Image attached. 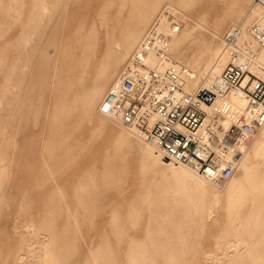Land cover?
Listing matches in <instances>:
<instances>
[{
	"label": "rangeland",
	"instance_id": "rangeland-1",
	"mask_svg": "<svg viewBox=\"0 0 264 264\" xmlns=\"http://www.w3.org/2000/svg\"><path fill=\"white\" fill-rule=\"evenodd\" d=\"M143 1L70 0L69 14L64 22L58 17L55 20L46 18V26L39 35V47L31 50L27 81L31 80L32 90L25 94V102L13 118L12 127L8 126L5 116L8 111L1 96L5 53H13L12 47L8 50L5 43L12 36L13 40L19 36L21 26L31 18L36 0H18L15 7L0 14V20H5L0 23V264H262L264 261L261 258L263 248L254 242V237H248L247 242L244 238L237 240L236 233L246 234L247 231L237 232L239 228L229 224L223 208L216 209L210 223L201 231L192 225L190 232H181L178 236L183 237V241H161L164 235H158L156 226L150 225L149 201L138 203L135 197L146 190L153 195L161 191L178 201L184 210L189 207L190 219L199 212L196 194L184 188L173 174L172 164L157 162L155 169L143 167L144 147L150 141L141 134L139 137L125 130L126 139L117 149L115 139L124 125L112 118H108L105 127H99L95 115L80 119L74 113L67 120L74 127L72 133L64 137L61 147L49 148L53 141L63 137L46 117L50 98L39 107L38 97L29 94L40 93L42 87L46 89L55 69L59 70L58 76L65 73L61 68L68 51L72 49L80 55L76 26L83 23L87 32L96 23L99 49L81 84L88 89L112 30L111 22L108 26L101 22L100 8L109 4V17L116 16L113 19L115 35L120 36L122 28L134 17ZM168 2L163 1L145 31L161 9L170 4ZM228 2L193 0L187 17L170 18L169 24L172 27L174 23L175 34L187 24L197 26V31L207 30L200 20L202 14L207 13L209 20L204 22L209 24L225 14ZM256 4L264 6L263 0H248L246 8ZM164 21L163 27L168 26ZM230 22L224 26L222 37ZM216 41L221 44L223 40L217 36ZM169 49L167 47L166 51ZM129 58L130 55L119 70L127 65ZM96 109L99 110V103ZM70 147L76 148L69 154L72 157L55 162L60 155L64 158ZM235 175L240 176L241 169L236 170ZM231 177L223 179L222 185ZM207 181L210 187L216 184ZM249 229L257 233L256 228ZM170 251L173 252L169 254Z\"/></svg>",
	"mask_w": 264,
	"mask_h": 264
},
{
	"label": "bare ground",
	"instance_id": "bare-ground-1",
	"mask_svg": "<svg viewBox=\"0 0 264 264\" xmlns=\"http://www.w3.org/2000/svg\"><path fill=\"white\" fill-rule=\"evenodd\" d=\"M17 1L18 0H0V14L5 10H10L15 7ZM51 1L52 3H50V0H36L33 8L34 10L30 14L31 18L26 23H23L19 36L15 40L12 39L13 36H10L12 41L8 40L6 41L7 43H5L7 49H10V47L13 49V51L11 49V52H13L12 54H9L10 52L5 53L6 68L4 69V84L1 93L4 99V108L8 111L5 116L8 119L9 127L14 125L13 118H16L25 102V94L32 90L31 80L29 79V81H27L31 50H37L39 47L41 40V36L39 35L46 26V24H44L45 19L49 17L55 20L58 17V20L64 22L68 17L70 0H65L64 4H60L62 0ZM163 1L164 0H144L141 8L134 14V17L122 28L120 36L115 35L116 26L113 24V19H115L116 16L112 18L109 17V4H105L100 8L99 13L101 22L105 23L107 26L110 24L109 22H111L110 26L112 30L109 33L110 36L108 37L105 49L92 77L91 84L86 90L81 84L86 74L89 72L92 58H95L97 55L100 35L96 23H93L87 32L84 31L83 23L76 26V32L79 34L78 43L81 46L80 55L78 54L79 56H77L75 51L72 49L68 51L67 49V56L64 58L61 68V72L65 71V73L58 76L59 70L55 69L53 77L50 80V85H48V87L46 86V89L42 87L40 93L36 95L29 94V96L34 95L33 97H38L39 107H42L45 99L50 98L46 105V117L52 120L55 130L58 134L60 133L59 136H63L50 144V150L61 147L65 140L64 137L72 133L74 127L69 125L67 120L74 113H76L80 119L93 117L95 115L99 127H105L108 118H112L115 122H119L126 126L128 129L124 126L121 127L120 134L115 139L117 149H120V145L124 143L126 139L124 133L126 131L129 134L139 137L142 136H140L137 126L124 124L118 117L102 111L100 109V102L103 94L107 92L109 88L108 85L110 81L114 76L115 78L118 77L120 72L126 67L124 66L119 70L122 63L129 55L131 58V55L143 37L145 29ZM168 1V3H170L169 5L173 7V19L177 16L186 18L189 14L187 9H190V3L192 4L193 0ZM125 2L126 0H124V3ZM247 3L248 0H229L225 14L218 18L214 17V21L209 22V24L204 22L209 20L206 15L207 13H203L202 16L199 17L203 24L208 27L207 30L201 29L197 31V26H194V24H187L188 22H186L185 24H187V26L185 25L181 31L179 30V32L175 34L172 28H176L174 23H171V27L168 19H165V24L169 25L163 27L164 24H162V28L165 31H170V29L173 31L168 40V47H170V49L166 51L162 64L168 65L174 62L178 65L181 76L180 79L186 91L195 92L200 86L209 84L221 73L224 66L231 58L232 49L226 47L224 35L222 37L221 33L228 21L231 22L227 29L233 26H238L242 29L239 38L240 45L249 50H251L252 47L257 50L256 58L262 63L263 67H261L260 70L264 72V44L260 45L258 43L257 36L252 31L255 25H260L264 28V6L256 4L254 7L250 6L246 8ZM255 18L256 20L254 21L253 19ZM4 21V19L0 20V23ZM177 23L181 24L179 22ZM36 34L37 36H34ZM217 36L222 38L223 41L221 44L217 43ZM45 42V44H47L48 39ZM67 43L65 47H68ZM71 47L73 48V46ZM190 48L193 49L190 51ZM64 54L65 52L63 56ZM68 56L69 58H67ZM148 60L154 63L158 61V57L155 54H150ZM58 64L61 65V63ZM76 71H79V73ZM163 91H165L164 85L158 89L159 97L163 94ZM52 94H54L53 106L50 105ZM233 101L240 108L243 109L245 107L246 102L244 99L233 98ZM98 103L100 111L96 109ZM223 120L225 124H229L231 121V119L226 116ZM9 131L10 130H8V138L11 139L12 135ZM240 139L234 151L228 157H231V155L235 156V171L241 169V175L236 176L234 171L230 181L226 185H222L223 179L214 180L206 174L198 172L190 164H178L168 160L163 156L154 142L149 140L150 142L145 144L142 155L143 167L155 169V164L157 162L172 164L173 174L181 180L184 188L196 194L199 204V212L194 216L195 218L189 219V207L186 206L188 208L184 210V207L182 208L181 205H178L180 204L177 203L178 201L171 200L169 197L163 195L161 191H158L155 195L148 190L138 193L135 197L138 203L142 200L149 201L148 208L152 214L150 225L152 227L156 226L154 229L157 234L159 233L160 236L161 234L164 235L161 241L172 240V243L176 240L183 241L184 238L178 236L181 232H190L192 225V227L195 225L197 229L201 231L202 228L210 223L209 220L214 217L216 209L223 208L226 212L225 215L229 224L239 228L237 232L247 231L246 234L236 233L237 240L239 238H244L247 242L248 237H254V242H258L263 248L261 258L264 260V124L250 134L242 136ZM74 150H76L75 147L68 148V153L64 154V158L63 155H60L56 158L55 162L69 160L72 157L69 154L73 153ZM223 164L224 161L222 162V165ZM1 171L2 168L0 169V173ZM207 179L218 185L215 184L213 187H210L207 183ZM249 228H256L257 233L249 232ZM153 231L154 230L151 232ZM132 241L139 242L141 240L132 239ZM172 252L173 251H170L169 254ZM261 263L264 264V261H261Z\"/></svg>",
	"mask_w": 264,
	"mask_h": 264
},
{
	"label": "built area",
	"instance_id": "built-area-1",
	"mask_svg": "<svg viewBox=\"0 0 264 264\" xmlns=\"http://www.w3.org/2000/svg\"><path fill=\"white\" fill-rule=\"evenodd\" d=\"M173 16L169 4L161 9L110 84L100 109L137 126L168 160L190 164L214 180L226 179L235 171V156H228L240 138L264 124L263 66L254 47L249 50L240 45L242 29L233 26L224 34L232 55L221 73L195 92L186 91L178 65L162 64L173 31H165L162 22ZM252 31L263 45L264 28L255 25ZM150 54L157 55L158 61L149 62ZM163 85L165 91L159 97ZM233 98L244 99L245 107L237 106ZM225 116L231 119L229 124Z\"/></svg>",
	"mask_w": 264,
	"mask_h": 264
}]
</instances>
